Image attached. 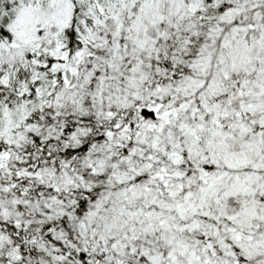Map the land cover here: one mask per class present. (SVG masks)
<instances>
[{
  "label": "snow or ice",
  "instance_id": "obj_1",
  "mask_svg": "<svg viewBox=\"0 0 264 264\" xmlns=\"http://www.w3.org/2000/svg\"><path fill=\"white\" fill-rule=\"evenodd\" d=\"M0 264H264V0H0Z\"/></svg>",
  "mask_w": 264,
  "mask_h": 264
}]
</instances>
